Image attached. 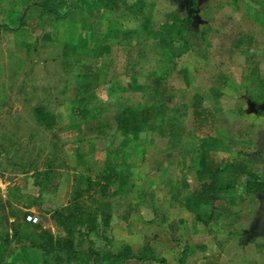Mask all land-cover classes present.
I'll return each instance as SVG.
<instances>
[{
	"label": "rangeland",
	"instance_id": "obj_1",
	"mask_svg": "<svg viewBox=\"0 0 264 264\" xmlns=\"http://www.w3.org/2000/svg\"><path fill=\"white\" fill-rule=\"evenodd\" d=\"M107 160L128 176L104 198ZM232 160L264 180V0H0L1 264H264V195L184 207Z\"/></svg>",
	"mask_w": 264,
	"mask_h": 264
},
{
	"label": "trees",
	"instance_id": "obj_2",
	"mask_svg": "<svg viewBox=\"0 0 264 264\" xmlns=\"http://www.w3.org/2000/svg\"><path fill=\"white\" fill-rule=\"evenodd\" d=\"M189 23H191L190 20H185L184 23L180 24L182 26L181 29H186ZM242 53L247 56L250 54L246 50L242 51ZM195 97L197 100L194 102L192 114L194 118L199 119L202 114V111L199 110L201 98L200 96ZM34 115L39 124L50 125L54 121L50 113L41 107L35 109ZM87 115L88 110L86 108H81L78 112V116L81 119L86 118ZM199 123L203 125V122L199 121ZM117 127L122 130L130 128V119L126 114L119 120ZM125 165L123 161L114 162L112 160L97 162L96 165L91 164L88 169L95 178L92 185L95 193L106 198L109 186L113 184L121 187L125 186L128 176ZM199 165L197 178L200 184L184 203L185 209L194 214L197 222L208 224L209 222L218 221L220 218L231 213L235 201L228 193L233 191L239 183L243 184V188L248 194L264 195V180L260 179L256 168L250 163L232 160L222 164H213L212 162L206 164L204 161H200ZM88 181L91 182L90 180ZM4 243L6 247L9 245L8 240H5ZM3 253H6V249L0 254L2 255ZM121 256L125 257L127 255L122 254ZM120 260L124 259H116L117 262H120ZM1 262L2 256H0V264Z\"/></svg>",
	"mask_w": 264,
	"mask_h": 264
},
{
	"label": "built area",
	"instance_id": "obj_3",
	"mask_svg": "<svg viewBox=\"0 0 264 264\" xmlns=\"http://www.w3.org/2000/svg\"><path fill=\"white\" fill-rule=\"evenodd\" d=\"M25 221L28 223L36 224L38 222V218L34 215H28L26 216Z\"/></svg>",
	"mask_w": 264,
	"mask_h": 264
}]
</instances>
